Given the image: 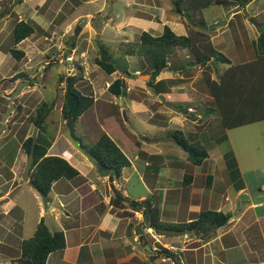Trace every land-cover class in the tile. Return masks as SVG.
<instances>
[{
  "label": "rangeland",
  "instance_id": "1",
  "mask_svg": "<svg viewBox=\"0 0 264 264\" xmlns=\"http://www.w3.org/2000/svg\"><path fill=\"white\" fill-rule=\"evenodd\" d=\"M132 1L133 0H93L92 2V0H80L78 6L73 8L69 5V3L61 5V1H58L56 4H53L51 0H46L41 7H38V0H35V10H37L36 15L38 14L40 17L42 16L43 20L40 18L39 21L41 22V26L44 29H40L38 26H35V34L30 39V41H24L22 47L24 48L26 46H30L32 40H34L35 52L33 54L37 55L31 56L32 63H30V70L26 71L25 68L22 67L21 63L17 65V72L20 73L21 70L23 74L21 78L23 81H28L30 83L29 86H22L21 91L27 88V90L34 88V92L31 94L28 93L23 97H16L14 103L16 105L21 102L22 104H27V110L25 113L30 111L33 106L36 108L44 103L46 104V108H48L49 105L53 103L52 110L50 111L47 109L48 115L43 123V132H40V136H38L39 139H45L49 143L50 147L47 150L49 155L61 157L63 159L72 156H78V158L86 164L92 165L93 163L88 160L87 154H85L83 148L90 146V139L94 138L93 135L99 136L101 132L105 131L104 127L101 125V122L105 120L106 115L109 116L107 112L111 110L112 107L110 108L108 106L114 105L110 104L109 102H116L115 105L120 111L121 120L127 127L126 131L133 133V138L129 140L132 142L138 140L141 144L143 143L144 136H146L148 140L153 138L155 141H158L161 138H165V136H170V132L175 130L173 126H171L169 131L168 129L165 130L166 127H169L170 124L178 126L175 121L171 119V116L175 114V111L167 107L166 104H169L172 107L177 106V109L182 110H186V108L189 106H193V108L197 107L196 109L194 108V111H191L194 114H197L198 111H204L206 109L212 110V101L203 96L207 95L208 92L202 77L201 69L199 66L192 64L193 56L189 49H175L173 51L174 55H172L170 58L169 67L177 69L179 66H181L186 68V72L182 76L183 82L179 76H176L173 79L178 80L179 83L176 85H171L170 88L178 86V90L176 93L171 95L169 100L161 101L162 99L160 100V98L155 95L147 85L150 77H143L146 76V72L150 71L147 61L141 56L129 55L127 54V51L130 49H136L138 47L139 35L141 32L147 31L149 34L152 33V31L149 30L147 23L149 21L156 23L158 29H163L162 25L169 27L172 26V24H177L183 28L185 35L189 30L188 27L190 22L181 14L179 15L174 13L171 0ZM129 3H131V5ZM126 4L130 5L128 7L129 10L127 11L124 8ZM140 4H143L144 6L141 7ZM60 7L61 12L57 13L55 9ZM51 9L55 13L52 14L53 16H51ZM111 10H113V13H118V18H124L123 20L125 21L123 23L117 22L118 24H114L116 18H109L110 14L112 13ZM202 12V17L205 23L203 32L207 33V37L210 41V38L214 40L213 44H215L217 48L214 45L213 47L218 52V49L222 51L219 53L223 54L225 57L234 62H231V64L239 65L236 59V50L233 49V45L231 43L238 39L240 40L241 37H244L248 40V42H250L251 39L256 40L261 33L264 36V0H251L245 8H242L239 11L238 7L234 6H214L205 9ZM82 13L88 14L86 21L83 23L82 20L75 22L73 19ZM2 14L7 15L6 18L4 17L7 24L4 29L13 26L14 20L11 19V14L8 12H4ZM129 15L131 19L128 17ZM225 16H227V18H225ZM229 16H232V18L228 21L225 20L228 19ZM173 19L176 21H172ZM215 20H218L219 23L227 21L226 26H228V30H225V26L210 29V26L217 24L214 23ZM230 21L231 23L228 25ZM27 23L34 25L30 23V21H27ZM79 23H81V25L76 31V26ZM142 27L145 30H142ZM9 30V33H7L6 30L3 33V38L5 35L7 36L6 38H0L1 50L8 53L13 48V37L11 29ZM170 30L176 35L183 33L182 31L176 32L172 29ZM222 30L225 31L223 32ZM254 32L255 35L253 34ZM215 34H218V37L213 38ZM230 38L232 42L228 43L229 41L227 40ZM246 41L243 40V43H247ZM100 47L104 48L116 61L120 69L122 71H127L130 76L127 77L125 74L117 72L111 77L105 74L98 66H96L94 64V59L100 56ZM71 50L75 51L74 62H63V65H72L74 67L73 71L76 74L80 73L82 75V81L78 82L76 87L81 91V93L85 95H92V97L97 99L99 103L93 106L86 116L78 119L74 126V134L76 138L80 140L82 145L70 137L66 122L60 115L59 109L61 107L60 105L62 102V94L65 85L58 88L59 82L56 79L57 75L54 74L55 70H52L53 75L51 77L47 74V72L52 69V67L58 65L59 62H56L55 58L60 55L59 57L64 59V57ZM23 60H27V58H24ZM41 66H44V68H41ZM209 67L211 75L214 76V79L217 78L218 80L219 76H221L229 66L211 62ZM31 76H33L32 79H30ZM170 76L172 77L173 75L171 74L169 76H163L160 73L158 77L160 80H163L164 78L167 79ZM118 77L126 81V87H128V84L131 85L129 93H127L126 90L124 99L128 96L133 98L132 96L136 94V100L142 103L140 109L138 108L136 113H133L135 109L133 110V108L127 107L126 100L124 105H120V98H114L106 91L107 85H109L107 82L111 81L112 78ZM16 79H14V81ZM190 80L192 81L189 82ZM184 82L189 83L186 84ZM164 85L169 86L167 83ZM16 86L17 85H15V88ZM3 101L4 104L8 103L6 99ZM143 109H145V111H143ZM160 109L163 111L169 110L171 112L167 115L165 113L164 115H159ZM34 110L30 112L28 116L33 115ZM176 112H180L181 116H184V111ZM192 113L191 117H195L192 115ZM129 117L136 118V122L133 121V126L131 120H129ZM27 118L25 119V124L29 125L30 122ZM137 118L142 120H137ZM116 119H118V115ZM168 121L171 123L169 124ZM88 127L93 129L92 135L87 133ZM209 130L210 133H212V139L216 137L219 138L221 136L227 137V143L220 145L217 148V151L227 149L226 151H231V154L234 152L238 163H236V168L234 169L233 166L232 169V174L234 176L233 180H237L234 182V184H231V180L228 176L229 174L225 175L227 179L224 180L221 177H215L213 178V181L210 180L209 186L212 185V188L207 190L206 193L213 190V201H215L216 205H233V209H231L230 212H226V214L231 216L233 222L236 221L237 218L240 219L238 220L237 225L231 230V234H235L237 236V241L234 242L236 247L234 246L233 248L227 249L225 251H216L214 247L208 248L207 246H204L195 252L196 257L198 256L200 258V264H214L215 260L218 262L222 261L224 264H264V120L232 129H223L220 122L216 121L210 124ZM115 135L116 134L112 136V139L120 145V149H122L124 153H126L127 150H131L130 145L128 147L126 143L127 139L125 134H118L117 136ZM189 140L195 141L194 138H189ZM168 146L169 148L163 153L168 163L166 168H159L160 165L157 163V156H152L151 158V162L156 160V164L154 165L161 173V176L159 177L157 174L158 170L155 171L153 169H149V175L151 178L157 180L154 188H151L152 186L149 185L151 190H146L143 184L136 177H132L130 182L125 184L124 187L128 191L129 198L131 199L130 201H134V199H136L139 195L144 194V196L149 199V201L153 202V200H155L158 203H161L162 207L165 199L168 200L169 202L166 205H170L167 209L163 208V211L161 210L162 212L160 213L162 223L179 224L184 223L186 218H192L194 216L197 217V213L192 214V212H189L187 209L190 206L183 205L181 207V205H177L176 207H173L174 204H172L170 201L173 200L174 202L175 197H170L168 194H166V198L164 199V189L168 190L169 192H172L170 190L179 189L181 187L183 175L190 174L194 168L192 167V164L184 163L185 158L182 159L180 154V152L184 151H182L175 143L169 142ZM143 150L144 151L140 152L139 154V159L136 160L137 166L143 165V159L147 160L149 157L147 155L148 148L146 145ZM153 151L156 150L153 149ZM153 151L151 152L154 153ZM217 155L218 153L213 156V158H216ZM227 161V158L224 157L223 159L221 156L222 163H218V168H222V164H224V167L226 168ZM24 163L22 165H24ZM22 169L23 166L21 171ZM101 170H103L102 167H98L96 169L98 173L103 174ZM123 171L126 172V170ZM104 173L106 174L107 172ZM227 173L229 172L227 171ZM195 175H197V177L194 180L193 187L190 189V191H188V193H185L184 191V195L186 198L188 197V200H193V194L198 195L196 193H199L209 187L206 185L204 178L202 179L200 176H198V174ZM78 181L80 182L81 180L74 181L73 183H77ZM229 185L230 188H228ZM231 185L234 188H231ZM27 188V185H23L21 189L23 193H19L17 195L20 198L19 201L26 207H32L35 209V214L39 209V207L36 206L38 203L41 205L40 209L43 210V214H47L49 208L44 206L42 196L36 194L37 198H34L33 195L26 190ZM239 188H243L245 191L239 198H237L235 197V192H233L232 189ZM105 189L108 191L107 186H105ZM155 189L157 190L156 192H154ZM177 191L179 194L180 191ZM205 197L200 196V202L202 204H205ZM7 202L9 203L11 200H8ZM250 204H256V206L251 208V206H249ZM112 206L116 208L114 204ZM125 209L127 210H124L121 214L137 216L134 214L135 211L133 208H131V206L127 205V208ZM25 210L27 213H29L27 218L25 216L27 226H29L28 224H31L32 221L31 214L34 215V213L33 210L31 212L30 208ZM132 210L133 213L131 212ZM200 210H206L205 206L200 208ZM114 211V209L111 210V212ZM198 211L199 210H197V212ZM137 213L138 219L131 220L129 226L131 227V225H134L138 231H140L141 223L144 220L141 211H138ZM255 218L258 220V223L252 225L251 222ZM138 220L140 222L139 224L136 223ZM232 225L233 223L231 224V222H229L220 228L210 229V231H207L208 234L205 240L210 242L212 238H216V236L225 232ZM124 231L125 227L123 226V228H121V232L119 233L118 231V234H115V236H125ZM142 231L141 233H143V236L147 238L149 243L151 242L152 245L158 249L157 255H154L153 257L151 256L153 261L151 263L153 264H181L183 263L181 260H183L184 257L185 260L186 257L193 259L195 256L193 250L201 246V243L196 240L198 237H200V234L197 235V232L187 234L183 233L178 236L161 235L163 237L159 238L160 234H155L153 229L150 230L142 228ZM156 238L159 241H157ZM164 250L172 253L176 259L174 260V258H167L166 252ZM140 252L141 254H144V252L146 253L143 248L140 249ZM208 252L210 255H207ZM211 253L214 255L212 260L210 259ZM145 256L147 257V262H150L148 256ZM135 258L136 257L131 260L133 264H142L141 259ZM154 259H157L156 262ZM183 264L192 263L190 261H184Z\"/></svg>",
  "mask_w": 264,
  "mask_h": 264
},
{
  "label": "crops",
  "instance_id": "2",
  "mask_svg": "<svg viewBox=\"0 0 264 264\" xmlns=\"http://www.w3.org/2000/svg\"><path fill=\"white\" fill-rule=\"evenodd\" d=\"M45 1L46 0H38L37 6L41 7L45 3ZM51 1L53 2V4H56V2L61 1V5H64L65 3H69V5L74 8L75 6H78L80 0H51ZM129 4L131 5V3ZM129 4H126L124 7L126 11L129 10L128 9V7L130 6ZM140 5L141 7L144 6L143 4ZM60 9L61 7L56 8L55 10L57 13H60L61 12ZM4 12H8V13L13 12L16 15L17 21H24V22L30 21V23L34 24L33 27L38 26L40 29H44L42 28L41 22L39 21L40 18L42 19V16L40 17V15L38 14L36 15L37 10H35V0H0V38L2 39L7 37L5 35L3 38V33L5 32V30L7 31V33H9L10 32L9 29L12 30L13 28V26H11L9 28L7 27V29H4L7 26L5 22V18L7 17V15L2 14ZM111 12L112 13L110 14L109 18L110 17L116 18L114 24H118L117 22L123 23L125 21L123 20L124 18H118L119 16L118 13H113V10H111ZM52 14H55L53 10L51 11V16H53ZM87 15L88 14L86 13H82L79 16L75 17L73 20L75 22H78L83 20V18L87 19ZM128 17L131 19L130 15ZM231 18L232 16L231 17L229 16V18L225 20L228 21ZM11 19H13L15 22V18L11 17ZM172 21L175 22L176 20L173 19ZM227 21L223 22L224 24L223 26L226 27L225 30H228V26H226ZM231 21L228 23V25L231 23ZM147 23L149 26V30L152 31V33H150L151 35L158 36L161 34L162 28L158 29L156 23L150 21ZM214 23L218 24L219 21L215 20ZM162 26L164 27V25ZM169 27L173 31L183 32L177 35H185V32L183 31V28L181 26L177 24H172V26ZM142 30L145 29L142 27ZM143 32H147V31H143ZM34 34L35 31L30 37L24 39L17 45L13 46V49L22 51L24 53V57L20 61H16L10 55V53L5 52L0 48V123H1L2 115L6 112L9 105V100H8L9 95L15 90V85L23 81V79L20 78L14 81L15 76L19 74V72H17L18 69L17 65L21 63L22 67H24L26 71L30 70L31 69L30 63H32L31 56L37 55V54H33L35 52L34 40H32L30 46L28 47L26 46L24 48L22 47L23 42L28 40L30 41V39L33 37ZM253 34L255 35V32ZM216 37H218V34H215L213 38ZM210 39L213 44L214 40L212 38ZM243 40L246 41L247 39L241 37L240 40L238 39L233 43H231L232 42L231 38L227 40L229 41L228 43H231L233 45V49L236 50V59L238 64L245 63L246 61L247 62L251 61L255 58V51H254L255 40L251 39L250 42H248L247 40L246 41L247 43H243ZM213 45L215 46V44ZM218 50L219 52H222L220 49ZM59 56L55 58L56 62H58ZM24 58H27V60H23ZM228 60L230 61L231 64L232 61L230 59ZM231 65L234 66L235 64H231ZM42 67L44 68V66H41V68ZM52 70H55L54 74L57 75L56 79L59 82L58 88L65 85V82L60 81V78L67 77L75 73L73 71V68L71 69V65L64 66L63 64L60 63H58L57 66L52 67V69H50L47 72L48 76L50 77L53 75ZM185 72H186V68L179 67L177 69H172L171 71H162L161 75L169 76L172 74L174 76V77L172 76L173 78L170 76L167 79H174L176 76H179V78L183 82L182 76ZM20 73H22L21 70ZM115 74L116 73H113L108 76L112 77ZM32 78L33 76L30 77V79ZM158 78H155L154 83L160 81V78L159 79ZM115 79L116 78H112V80L108 81L107 84H110ZM211 79L217 81V78L214 79V76H212ZM163 80L166 79L164 78ZM191 81L192 80H190L189 82ZM27 89H23L20 92V94L16 97H23L26 96L28 93L31 94L34 92V88H30V90ZM130 89H131V85L128 84V87L126 89L127 93H129ZM177 90H178V86L171 87L168 93H164L162 96L158 95V97L161 96L159 97L160 100L162 99L161 101L169 100L171 95L176 93ZM134 95L132 96L133 98H130V96L126 97L125 99L120 98L119 103L120 105L122 104L124 105L126 100L127 107L133 108V110L135 109L133 113H136L137 109L138 108L140 109L142 103L140 101L138 102L136 100L137 98L136 94ZM203 96L212 101L211 97L208 96V94ZM4 99L8 101L7 104H4L3 101ZM14 100H13V104L15 106L14 111L7 118L3 130L0 132V200L7 198L9 194H11L13 190L18 186V181L21 178V174L23 171V169L21 171V168L22 166L24 168L27 159L26 155L22 150L21 144L28 136H32L34 130V127L31 124L29 125L25 124V119L28 117V114L35 109V106H33V108H31L30 111H27V113H25V111L27 110L26 108L27 104H22L21 102L18 105H16L14 103ZM94 100L96 101L97 99L94 98ZM109 103L114 105L116 104L115 101ZM166 106L175 111V114L174 115L172 114L175 117L171 116V119H173L178 126L170 124L171 122L168 121L170 126L166 127L165 130L168 129L169 131L171 129V126H173V128L175 129L174 131H180L182 132L184 137L194 138L195 141L201 142L205 147L209 146L208 149L209 148L210 149L208 150V157L203 160L200 166L192 165L194 169H192V171L189 174L192 176L190 184L187 187H180L179 189H177L180 191L179 194L177 190H170L172 192H169L168 190L164 189L165 192V194H163L164 199L166 198V194H168L170 197H175L174 202L173 200L170 201L172 204H174L173 207H176L177 205L178 206L181 205V207L183 205L190 206L187 210L189 212H192V214L193 213L198 214L202 212L203 210H200V208H203L204 206L206 210H210V211L221 212L223 214H226V212H230V210L233 209V205L231 206L216 205L215 201H213L214 200L213 190L211 192L206 193L207 190L212 188V185H210L207 189H204L203 191L196 193L198 195L193 194L194 195L193 200L191 199L188 200V197L186 198L184 195V191L185 193L186 192L188 193V191H190V189L193 187L194 180L197 177V175L195 174H198V176H200L202 179L204 178V180L206 179L207 176H210L211 178L210 180L212 181L213 178L215 177H221L223 180L227 179V177H225V175H228L227 167L225 168L224 164H222L223 165L222 168H218L217 166L219 162L222 163L221 156L224 159L223 157L224 154H226L227 152H231V151H226L227 149L217 151V148L220 145H224L227 143L226 141L227 137L221 136L219 138L216 137L212 139V135H211L212 133H210L209 130V126L211 123L216 121L220 122L216 112L214 111L213 108L212 110L206 109L204 111H198L197 114L192 113V115H194L195 117H191V113H188L186 110L194 111L197 107H194L195 108L194 109L193 106L192 107L189 106L186 108V110L185 109L182 110V109H177V106L172 107L169 104H166ZM108 107H110V105ZM140 111L143 112L145 111V109H143V111L142 110ZM176 111H184V116H181V113L180 112L178 113ZM159 112H160L159 115H164V113L167 115L171 111L169 110L163 111L160 109ZM129 120H131L132 126H133V121L136 122V118L129 117ZM137 120H142V119L137 118ZM101 124H103V122H101ZM105 132L107 131L105 130ZM118 134L119 135L125 134L127 139L126 143L128 147L129 145L131 147V150H127L126 153H124L130 162V166L127 168H123L121 170L119 177H112L110 174L108 176V174L105 175L98 173L96 169L100 166H97L94 163L92 165L86 164L81 159H79L78 156L77 157L72 156L65 159L70 165H72L75 169L78 170L79 176L77 177L76 180L67 181L65 179H60L57 182L53 183L50 192L47 196L46 204L48 203V205H46V207L49 208L47 214H45L47 215V221L53 231H58L63 233L65 240V247L60 251H55L50 253L47 257L45 264H133L131 260L134 257L141 259L142 264H153L151 263L153 262L152 257L154 255H157L158 249H156V247L152 245L151 242L149 243L147 238L143 236V233H141L142 228L144 229H149V228H145L144 225H141L140 231H138V229L134 225L133 226L131 225V227L129 226L131 220L138 219L137 217L138 211H141L142 213L144 207L147 209L148 203L145 201L146 197L144 196V194H141L136 199H134V201H130L131 199L129 198L128 191L126 190L124 185L129 183L132 177H136L143 184L146 190L149 191V189L151 190V188H154L155 183H157V180L151 178V176L149 175V171H150L149 168H151L152 163L156 164V160L151 162V158L152 156H157L158 157L157 163H159L160 165L159 168L162 167L166 168L168 163L163 153L165 152L166 149L169 148L168 143L169 142L174 143V140L169 139L171 136H165V138H161L158 141L157 140L155 141V139L153 138L148 140L146 136H144L143 143L141 144L140 141L138 140L133 142L129 140L133 138V133H131L130 131L128 132L125 131L122 133L118 131V133L115 136H117ZM113 135L114 133L111 134V138ZM137 143L138 146L136 145ZM117 145L120 148V145L119 144ZM145 145L148 148L147 155L149 157L147 158V160L143 159L144 162L143 165L137 166L136 160L139 159L140 152L144 151L143 148L145 147ZM153 149L156 151H153ZM151 151H153L154 153H152ZM217 153H218L217 157L213 158V156H215ZM180 154L182 159L185 158L184 163L189 164V162L187 161L186 153L180 152ZM232 155L233 158L235 159V162L238 163L237 157L234 152L232 153ZM23 163L24 165H22ZM123 170H126V172H124ZM157 174L159 177L161 176L159 170ZM77 180H81V181L80 182L78 181L77 183H73L74 181ZM23 185H27L28 188L26 190L29 193H31L34 198L35 197L37 198L36 194L38 193L29 185V183H24L18 186L17 190L13 193V195L10 198H8V200H11V202L9 203L6 202L2 206H0V264H12L13 260L19 259L20 243L34 235L37 224L44 215L43 210L40 209L41 206L40 204L38 203L36 204V206L39 207V209L35 214V209H33L32 207H26L19 201L20 198L17 195L19 193H23L21 190ZM149 185H151L152 187L150 188ZM105 186H107L108 191H106ZM228 188H230V185ZM231 188L234 187L232 186ZM232 190L233 192H235V197L237 198H239L245 191L244 189H240L238 191H235V189ZM156 191L157 190L155 189L154 192ZM200 196H204V197L206 196L205 204H202L200 202ZM115 199L118 201V203L114 202ZM131 202H141V207L138 210H135L133 208L135 211L134 214L137 216L121 214L124 210L125 211L127 210L125 208H127V205L130 206ZM168 202L169 201L165 199V202H163L162 207H161V203L157 202L160 213L163 211L162 210L163 208L165 209L168 208V206L170 205V204L166 205ZM113 204L116 206V208L112 206ZM249 206L253 208L256 206V204H250ZM29 208L31 209V212L33 210L34 215L30 213L32 216V221L31 224H28L29 226H27L25 216L27 218V216H29V213H27L25 209H29ZM112 209H114L115 211L111 212ZM197 210L199 211L197 212ZM131 212L133 213V210ZM196 218H197L196 216L192 218H186L184 223H189L192 220H195ZM239 219L240 218H237V220L234 222L232 219H230L227 222V224L231 222V224L233 223V225L230 228H228L225 232L216 236V238L214 239L212 238L210 242L205 240L207 235L198 237L196 240L199 243H201V246L193 250V253L195 254L193 259L186 257L185 260L184 257V259L181 261L183 263L184 261L187 262L190 261L192 264H200L201 260L198 256L196 257L195 252L203 248L204 246H207L208 248L214 247L216 251L217 250L225 251L227 249L233 248L235 246L234 242L237 241V236L235 234H231V230L234 228V226L237 225ZM160 222L162 223L161 217H160ZM136 223L139 224L140 223L139 220ZM256 223H258V220L255 218L251 222V224L253 225ZM123 226L125 227V231H124L125 236H122L121 234L120 235L122 237L115 236V234H118V231L119 233L121 232V228H123ZM206 233L208 234V232ZM162 237L163 236L159 235V238ZM156 240L159 241L157 238ZM141 248H143L146 251V253L144 252V254H141L140 252ZM145 255L148 256L150 262H147L148 260ZM207 255H210V253L208 252ZM213 257L214 255L213 253H211L210 259L212 260ZM156 260L157 259H154L155 262ZM218 263L224 264L222 261L219 262L216 260L214 261V264H218Z\"/></svg>",
  "mask_w": 264,
  "mask_h": 264
},
{
  "label": "trees",
  "instance_id": "3",
  "mask_svg": "<svg viewBox=\"0 0 264 264\" xmlns=\"http://www.w3.org/2000/svg\"><path fill=\"white\" fill-rule=\"evenodd\" d=\"M251 0H171L173 11L181 14L190 22L186 35H176L168 26H164L162 32L158 36H153L147 32H141L139 35V45L136 49L127 51L129 55H138L144 58L150 71L146 75H150L147 85L155 95H163L169 91L171 85L179 83L178 80L166 79L154 83L156 77L162 71H171L169 67L170 58L175 49H189L193 56V65L199 66L201 69L203 80L206 84L208 95L212 99L213 109L216 112L220 124L224 129H232L235 127L247 125L254 122L264 120V36L259 34L254 42L255 58L251 61L231 65L230 61L214 47L207 37V33L203 32L205 23L202 17V11L214 6H234L238 7V11L245 8ZM15 18L12 33V45L15 46L24 39L30 37L35 29L33 25L17 21L16 15L10 12ZM194 19V20H193ZM257 46V47H256ZM100 56L94 59V64L98 66L105 74L111 75L122 71L116 61L109 53L100 47ZM10 55L20 61L24 57L22 51L11 49ZM211 62L228 65L229 67L219 76L217 81L211 79L209 64ZM188 65V64H187ZM181 67V66H179ZM178 67V68H179ZM183 68V67H181ZM81 70V69H79ZM22 73L15 76L14 79H22ZM65 82L62 94V103L60 107V115L66 122L73 119L74 125L78 119L86 116L90 109L95 106L98 101L94 100L92 95H85L76 87V84L82 81L80 73L60 78ZM29 83V82H28ZM165 83L169 84L164 85ZM30 85V83L28 84ZM126 83L123 79L116 78L107 87V92L114 97L124 98L126 93ZM99 104V103H98ZM101 105V104H100ZM102 106V105H101ZM53 103L46 108V104H41L35 108L33 115L28 116L30 124L37 129L36 143L33 152V162L30 167L29 185L40 195L48 196L53 183L60 179L72 181L79 176V172L71 166L65 159L53 155H48L47 150L50 147L45 139H39L40 132H43V123L47 117V111L52 110ZM99 107V106H98ZM112 107L106 115L105 120L101 124L107 132H101L99 136L93 135L90 139V146L85 147V154H90L96 158L103 174L107 172L112 177H119L121 170L130 166V162L124 152L119 148L115 141L111 138V134L125 132L126 126L121 120V114L116 105ZM48 109V110H47ZM118 115V119H116ZM92 128L88 127L87 133L92 135ZM171 137L174 143L187 154V161L193 166H200L204 159L208 157V147L199 141H190L184 137L180 131H172ZM32 136H28L21 144L22 150L26 157L29 155L31 148ZM138 146V143L136 144ZM228 159L226 167L228 169L231 184H234L233 166L236 168V162L231 152L224 154ZM229 162V163H228ZM157 171V167L152 163L151 168ZM106 173V174H107ZM105 174V175H106ZM192 176L184 174L181 180V187H187L191 182ZM210 176H207L206 185L210 184ZM243 188L235 189L238 191ZM148 205L144 207L142 214L144 217L145 228L153 229L156 234L162 229L185 231L187 229H203L209 225L223 219L227 214L221 212L204 210L197 214V218L189 223L164 224L160 222V210L157 201L145 200ZM115 203L118 201L115 199ZM130 206L138 210L141 202H131ZM207 233L201 234L205 236ZM65 247V240L62 232L53 231L50 234L46 226H44L41 218L37 224L35 233L30 239L20 243V256L18 260H13L12 264H45L50 253L60 251ZM166 252L168 258L176 257Z\"/></svg>",
  "mask_w": 264,
  "mask_h": 264
},
{
  "label": "water",
  "instance_id": "4",
  "mask_svg": "<svg viewBox=\"0 0 264 264\" xmlns=\"http://www.w3.org/2000/svg\"><path fill=\"white\" fill-rule=\"evenodd\" d=\"M225 18H227V16H225ZM86 21V18H83L82 20V23ZM81 25V23H79L77 26H76V31L79 29V26ZM223 22L222 23H218V24H214L212 26H210L209 28L210 29H214V28H217V27H220V26H223ZM127 77H129L130 75L128 73L125 74ZM149 77V75H146V76H143V77ZM24 85H28V82L27 81H22V82H19L15 88V90L9 95L8 97V100H9V105H8V108L6 110V112L2 115L1 117V123H0V132L3 130V127H4V124L7 120V118L10 116V114L14 111V104H13V100L16 96H18L21 92V88L22 86ZM161 97V96H160ZM124 119V118H123ZM66 126H67V129L69 131V135L70 137L78 142L80 145H81V142L78 138H76L75 134H74V121L73 119H68L66 121ZM36 135H37V129L34 128L33 130V133H32V142H31V148H30V151H29V155L26 159V163L24 165V168H23V172L21 174V178L19 179L18 181V186L24 184V183H29V175H30V167H31V164L33 162V152H34V147H35V143H36ZM169 139L171 140H174L172 137H170ZM87 158L88 160H90L92 163L96 164L97 166H100L97 159L92 157L90 154H87ZM103 170H105V168L102 167ZM111 180V179H110ZM18 186L13 190V192L11 194H9V196L7 198H4L2 200H0V206H2L4 203L7 202L8 198H10L13 193L17 190ZM247 198V197H246ZM46 199H47V196H43L42 197V200H43V203H44V206H46ZM231 219V216L230 215H227L225 216L223 219H221L220 221L216 222L215 224H212V225H209L207 226L206 228H203L201 230H199L201 233H204L206 231H209L210 229H217V228H220L221 226H224L229 220ZM43 223H44V226H46L47 230L49 231L50 234H53V230L51 229V227L49 226L48 224V221H47V215H43ZM159 233L161 235H165V236H178V235H181L183 233L187 234V233H196V230L195 229H187L185 231H178V230H168V229H162L161 231H159Z\"/></svg>",
  "mask_w": 264,
  "mask_h": 264
},
{
  "label": "built area",
  "instance_id": "5",
  "mask_svg": "<svg viewBox=\"0 0 264 264\" xmlns=\"http://www.w3.org/2000/svg\"><path fill=\"white\" fill-rule=\"evenodd\" d=\"M74 53L75 51L74 50H71L65 57L64 59H62V57H59V60L58 62L59 63H63V62H67V63H73L74 62ZM73 67L71 66V69ZM164 261V260H163Z\"/></svg>",
  "mask_w": 264,
  "mask_h": 264
},
{
  "label": "clouds",
  "instance_id": "6",
  "mask_svg": "<svg viewBox=\"0 0 264 264\" xmlns=\"http://www.w3.org/2000/svg\"><path fill=\"white\" fill-rule=\"evenodd\" d=\"M58 60H59V57H58ZM65 63V62H64ZM60 64H63V63H60ZM72 66V65H71ZM73 67V66H72ZM74 68V67H73ZM76 73H74L73 75H75ZM72 75V76H73ZM148 75V74H147ZM71 76V75H70ZM149 77H150V75H149ZM157 78V77H156ZM109 85H107V87H108ZM106 90H107V88H106ZM160 97V96H159ZM187 112H191V111H189V110H187ZM192 113V112H191ZM207 232V231H206ZM206 232H204V233H206ZM203 233V234H204ZM160 234V233H159ZM197 234H202L201 232L199 233V232H197ZM161 235V234H160ZM168 258V257H167Z\"/></svg>",
  "mask_w": 264,
  "mask_h": 264
},
{
  "label": "flooded vegetation",
  "instance_id": "7",
  "mask_svg": "<svg viewBox=\"0 0 264 264\" xmlns=\"http://www.w3.org/2000/svg\"><path fill=\"white\" fill-rule=\"evenodd\" d=\"M82 145V144H81ZM83 148V147H82ZM84 149V148H83ZM23 172V171H22ZM30 176V175H29ZM196 230V229H195ZM199 230H201V229H198V230H196V232H199L200 233V231Z\"/></svg>",
  "mask_w": 264,
  "mask_h": 264
}]
</instances>
